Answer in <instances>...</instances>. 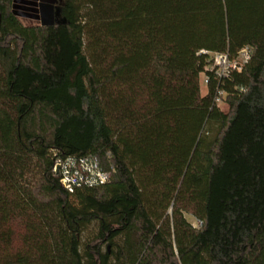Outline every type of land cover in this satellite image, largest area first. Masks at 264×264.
<instances>
[{
    "label": "trees",
    "instance_id": "trees-1",
    "mask_svg": "<svg viewBox=\"0 0 264 264\" xmlns=\"http://www.w3.org/2000/svg\"><path fill=\"white\" fill-rule=\"evenodd\" d=\"M16 1L0 0V264H264V0H57L48 27ZM245 47L218 81L211 54ZM86 156L111 180L68 193L54 167Z\"/></svg>",
    "mask_w": 264,
    "mask_h": 264
},
{
    "label": "built area",
    "instance_id": "built-area-1",
    "mask_svg": "<svg viewBox=\"0 0 264 264\" xmlns=\"http://www.w3.org/2000/svg\"><path fill=\"white\" fill-rule=\"evenodd\" d=\"M253 49L245 47L238 52L235 57L228 53L211 54L212 63L209 67L210 72L218 81L228 78L233 71L241 72L251 61ZM204 85L207 88L209 78L204 76ZM243 91V89H241ZM220 97L225 99V95L220 93ZM223 101L222 98L217 103ZM112 171H103L98 160L93 156L83 158H67L59 160L54 173L59 177L61 186L68 192L73 193L81 187H93L106 184L111 180Z\"/></svg>",
    "mask_w": 264,
    "mask_h": 264
},
{
    "label": "rangeland",
    "instance_id": "rangeland-1",
    "mask_svg": "<svg viewBox=\"0 0 264 264\" xmlns=\"http://www.w3.org/2000/svg\"><path fill=\"white\" fill-rule=\"evenodd\" d=\"M41 4H45L44 1L41 2V0H17L14 11L24 25H37V24H40V5ZM54 5L55 7H58L57 2ZM203 81H204V77L202 76L201 77V89H202V94H205L206 87ZM218 106L223 112L228 111V106L226 105L224 100L218 102ZM185 217L187 221L191 223L193 226L196 227L198 225V223L192 216L185 215ZM93 231L94 229H91L90 231H88L87 235H91Z\"/></svg>",
    "mask_w": 264,
    "mask_h": 264
},
{
    "label": "water",
    "instance_id": "water-1",
    "mask_svg": "<svg viewBox=\"0 0 264 264\" xmlns=\"http://www.w3.org/2000/svg\"><path fill=\"white\" fill-rule=\"evenodd\" d=\"M45 4L40 5V24L43 27L53 26L60 15L58 7H55L56 0H41Z\"/></svg>",
    "mask_w": 264,
    "mask_h": 264
}]
</instances>
